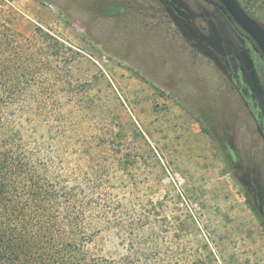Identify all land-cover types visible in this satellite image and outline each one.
Here are the masks:
<instances>
[{
  "label": "rangeland",
  "instance_id": "rangeland-1",
  "mask_svg": "<svg viewBox=\"0 0 264 264\" xmlns=\"http://www.w3.org/2000/svg\"><path fill=\"white\" fill-rule=\"evenodd\" d=\"M0 19L58 39L37 38L51 109L25 135L122 202L114 229L164 264H264V53L219 0H0Z\"/></svg>",
  "mask_w": 264,
  "mask_h": 264
},
{
  "label": "trees",
  "instance_id": "trees-1",
  "mask_svg": "<svg viewBox=\"0 0 264 264\" xmlns=\"http://www.w3.org/2000/svg\"><path fill=\"white\" fill-rule=\"evenodd\" d=\"M240 2L264 18V0ZM35 33L0 19V264H164L160 253L149 259L146 241L134 242V229H114L122 202L108 189L73 183L35 135L26 137L25 121L34 128L51 109L40 101L48 89L36 87L35 44L58 41L41 27ZM119 235L124 252L108 247Z\"/></svg>",
  "mask_w": 264,
  "mask_h": 264
},
{
  "label": "water",
  "instance_id": "water-1",
  "mask_svg": "<svg viewBox=\"0 0 264 264\" xmlns=\"http://www.w3.org/2000/svg\"><path fill=\"white\" fill-rule=\"evenodd\" d=\"M235 21L259 45L264 53V25L242 5L240 0H219Z\"/></svg>",
  "mask_w": 264,
  "mask_h": 264
}]
</instances>
